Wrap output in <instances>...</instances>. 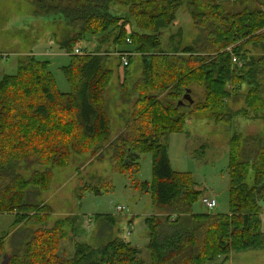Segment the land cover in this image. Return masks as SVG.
<instances>
[{
	"label": "trees",
	"instance_id": "trees-1",
	"mask_svg": "<svg viewBox=\"0 0 264 264\" xmlns=\"http://www.w3.org/2000/svg\"><path fill=\"white\" fill-rule=\"evenodd\" d=\"M30 1L35 16L60 17L70 27L72 34L62 43L68 54L89 36L101 37L102 43L114 36L117 47H131L121 53L125 67L134 55L140 57L142 77L132 126L117 139L113 163L116 172L126 174L131 166L137 167L140 153L152 154L153 184L146 182L141 190L152 195L153 206L164 215L145 220L150 263L130 242L109 236L116 221L112 215L96 216L103 224L100 236L110 238L106 245L80 243L74 245L72 258L60 254L66 229L76 231L79 218L44 230L51 210L37 198L51 183V169L69 164L71 151L85 154L108 142L110 121L103 92L114 71L104 66L108 54L70 57L62 68L70 91L62 92L51 62L33 55L18 62L16 74L0 78V214H14L16 226L41 227L16 232L8 264H212L232 253L264 249V137L244 142L238 133L231 139L229 214L193 211L202 191L191 173L172 169L168 144L163 143L170 134L183 133L187 120L195 116L178 104L195 84L205 88L204 105L195 108L198 119L231 125L234 116L225 102L231 95L229 85L235 98L249 88L247 109L240 115L252 111L264 123V0H233L239 9L228 8L225 0H186L198 35L191 45L174 52L162 49L160 37L171 29L185 0ZM113 4L126 7L127 14H113ZM172 83L175 104L164 105L149 96ZM23 162L49 169L27 179L17 172ZM251 172L253 186L246 183ZM5 254L2 238L0 257Z\"/></svg>",
	"mask_w": 264,
	"mask_h": 264
},
{
	"label": "rangeland",
	"instance_id": "rangeland-1",
	"mask_svg": "<svg viewBox=\"0 0 264 264\" xmlns=\"http://www.w3.org/2000/svg\"><path fill=\"white\" fill-rule=\"evenodd\" d=\"M232 2L233 0L223 1L226 6L230 4L228 8L235 6ZM235 7L239 9L238 6ZM34 12L35 8L30 0H0V78L5 74H16L18 62L33 55L51 62L50 69L62 92L70 91L62 72L70 57L83 59L85 55L97 53L106 57L108 54L110 60L105 62L104 66L114 71L103 92L110 121V138L107 143L99 145L93 151L88 149L85 154L71 151L67 166L51 169V183L46 190L40 191L37 198L39 203L51 210L49 223L43 229L49 230L61 220L79 218L76 231L67 228L66 241L61 244L60 254L72 258L76 244L86 243L101 247L108 243L109 237L103 239L100 236L103 224L96 220V216L112 215L116 221L109 236L130 242L140 250L141 259L150 263L149 232L145 220L154 215H164L153 206L152 195L141 190L146 182L150 186L153 184L152 154L140 153L137 167L131 166L132 169L126 174L116 172L113 163L117 139L126 134L132 126V114L139 97L136 87L142 77L141 59L134 55L133 63L125 67L126 58L121 56V53L131 47H117L113 43L114 36L106 43H102L99 36H89L85 41L78 43L74 53L68 54L62 48V43L72 34L70 27L60 17H37ZM111 12L123 15L127 14V8L113 4ZM197 35L198 29L194 26L185 0L171 29L166 30L160 37L162 49L174 52L175 48L191 45ZM77 50L81 51L82 55L77 54ZM174 89L175 83H172L164 91H152L149 96L157 97L164 105H172L175 104V98H172L176 94ZM248 90L249 88L245 87L235 98L233 87L228 85L231 95L225 102L234 116L230 126L198 119L199 111L195 108L204 105V87L192 85V105H189L184 97L180 99L184 103L181 110L196 117L187 120L183 133L170 134L163 143L168 144L172 169L191 173L202 191L201 200L193 206V211L197 214L230 213L228 166L233 135L242 133L244 142L255 137H264V123L261 119H255L254 112L248 111L247 115H240V111L247 109L245 97ZM190 111L193 113L190 114ZM48 169L45 166H32L29 162H23L17 172L30 179L35 171ZM246 183L253 186V172L246 179ZM33 189L35 187H28V190ZM205 197L215 199L217 206L213 209L207 208L203 204ZM261 206L264 230V201ZM15 220L14 214H0V239L4 238L6 242V254L0 257V264H8V257L13 252L15 242L13 236L18 230L31 228L33 231L41 228L34 224L16 226ZM212 264H264V249L232 253L227 260L219 258Z\"/></svg>",
	"mask_w": 264,
	"mask_h": 264
},
{
	"label": "built area",
	"instance_id": "built-area-1",
	"mask_svg": "<svg viewBox=\"0 0 264 264\" xmlns=\"http://www.w3.org/2000/svg\"><path fill=\"white\" fill-rule=\"evenodd\" d=\"M76 53L79 54V55H82V52L79 51V50H77ZM234 61L236 62V59H234ZM203 204L209 209H213V208H215L217 206L216 200L215 199H210L208 197L203 198ZM119 210H121V207H119Z\"/></svg>",
	"mask_w": 264,
	"mask_h": 264
},
{
	"label": "water",
	"instance_id": "water-1",
	"mask_svg": "<svg viewBox=\"0 0 264 264\" xmlns=\"http://www.w3.org/2000/svg\"><path fill=\"white\" fill-rule=\"evenodd\" d=\"M184 99H185V101H187V102L189 103V105H192L193 100H192V98H191L190 92H188V93L185 94ZM179 106H180V107L184 106L183 101H180V102H179Z\"/></svg>",
	"mask_w": 264,
	"mask_h": 264
}]
</instances>
